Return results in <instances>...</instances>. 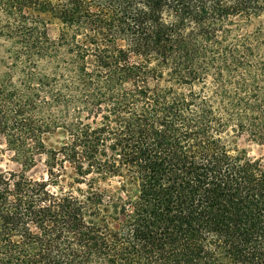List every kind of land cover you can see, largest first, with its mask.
<instances>
[{
	"label": "trees",
	"instance_id": "1",
	"mask_svg": "<svg viewBox=\"0 0 264 264\" xmlns=\"http://www.w3.org/2000/svg\"><path fill=\"white\" fill-rule=\"evenodd\" d=\"M0 40V264H264V0H0Z\"/></svg>",
	"mask_w": 264,
	"mask_h": 264
},
{
	"label": "rangeland",
	"instance_id": "2",
	"mask_svg": "<svg viewBox=\"0 0 264 264\" xmlns=\"http://www.w3.org/2000/svg\"><path fill=\"white\" fill-rule=\"evenodd\" d=\"M56 28L55 26H51V30H50V34L52 37H56ZM8 44L3 41L0 40V49H7L8 48ZM240 147L246 149L250 156L252 157H263L264 156V148H261L258 145H255L252 142H247L244 139H242L240 141ZM2 147H4L3 144H1ZM12 154L5 152L4 155H2L1 160H0V169L4 170V171H17L20 169V167L18 166V164H16L15 162L12 161ZM29 176L34 178V179H39L41 177L45 176V171H44V166L42 163V160L38 161L37 166L32 169L29 173Z\"/></svg>",
	"mask_w": 264,
	"mask_h": 264
}]
</instances>
